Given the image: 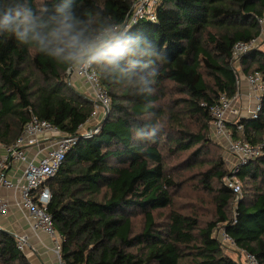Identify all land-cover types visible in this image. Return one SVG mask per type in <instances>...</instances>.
Listing matches in <instances>:
<instances>
[{
    "label": "trees",
    "instance_id": "1",
    "mask_svg": "<svg viewBox=\"0 0 264 264\" xmlns=\"http://www.w3.org/2000/svg\"><path fill=\"white\" fill-rule=\"evenodd\" d=\"M56 2L47 0L49 7ZM135 2L78 0V6L103 10L124 26ZM263 12L264 0H155V22L144 18L129 25L167 55L150 97L164 125L155 143L136 141L132 134L145 122V99L103 83L93 68L110 101L108 115L96 134L67 153L46 182L51 196L46 213L61 239L64 264H241L213 236L219 225L234 247L264 264V92L257 118L228 125L233 141L240 138L261 147L260 157L238 167L240 194L223 184L228 173L222 162L197 161L206 159L201 151L209 145L210 109L220 96L231 100L237 93L233 48L258 40L261 26L256 19ZM240 64L244 75L257 74L264 85V50L256 47ZM67 77L65 68L0 37V154L19 137L31 115L71 136L86 124L93 104ZM190 151L191 163L198 165L186 169L212 165L198 183L211 198L216 217L204 226L173 205L178 184L169 169L185 167L186 159L178 166L169 164ZM138 214L143 226L133 234L132 219ZM0 264H29L15 238L2 231Z\"/></svg>",
    "mask_w": 264,
    "mask_h": 264
},
{
    "label": "clouds",
    "instance_id": "2",
    "mask_svg": "<svg viewBox=\"0 0 264 264\" xmlns=\"http://www.w3.org/2000/svg\"><path fill=\"white\" fill-rule=\"evenodd\" d=\"M0 37L65 68L69 74L96 68L101 81L120 87L146 103L141 126L132 129L136 141L155 143L163 122L152 97L166 51L141 34L133 33L95 7L81 9L78 0H0ZM141 153L145 148L140 149Z\"/></svg>",
    "mask_w": 264,
    "mask_h": 264
},
{
    "label": "built area",
    "instance_id": "3",
    "mask_svg": "<svg viewBox=\"0 0 264 264\" xmlns=\"http://www.w3.org/2000/svg\"><path fill=\"white\" fill-rule=\"evenodd\" d=\"M155 0L149 6L148 1L135 2L127 21L124 26L136 23L140 19H147L155 22L153 15V5ZM137 5V6H136ZM259 26L264 24V12L261 17L256 19ZM252 41L248 44H236L233 48L231 63L239 54H247L255 49ZM237 51L242 53H237ZM232 65V64H231ZM77 78L83 81V84L90 90L91 102L93 104V113L85 125H82L75 135H65L59 131L48 121L39 120L36 116L31 115L22 128L19 137L7 147L1 148L0 154V188L11 190L19 194V206L26 212L30 228L34 232H41L47 235L52 242V252L57 259L58 264H64L61 261V239L54 231L51 217L46 213V207L50 201V192L46 187V182L54 177L59 171L67 153L77 145L81 140L90 139L97 133L99 126L104 119L105 111H108L110 105L109 98L105 91L101 88L98 77L94 69L88 73L74 72ZM68 74L67 75H71ZM238 83V77L236 76ZM251 84H255L260 88L261 95L264 92V85L259 75L254 74L250 77ZM232 100V99H231ZM225 96H220L218 103L210 109V116L213 127L216 131L223 135L227 128L226 119L223 118L231 101ZM259 98L258 106L250 119L257 118L260 110ZM100 113L103 117L100 118ZM238 130H241L238 127ZM49 140L50 145L47 147H38L37 152L30 157L28 150L37 146L41 141ZM230 151L236 157L238 167H241L252 160L257 159L261 155V147H252L246 143H240L238 140L230 143ZM18 169V173L14 172ZM238 168L232 174L227 175L223 179V184L231 189L237 196L241 192V185L237 178ZM10 173L11 178L9 177ZM9 212L7 203L0 200V216L5 217ZM17 248L23 252L27 246V236L19 235L14 237ZM248 259H253L247 256Z\"/></svg>",
    "mask_w": 264,
    "mask_h": 264
},
{
    "label": "rangeland",
    "instance_id": "4",
    "mask_svg": "<svg viewBox=\"0 0 264 264\" xmlns=\"http://www.w3.org/2000/svg\"><path fill=\"white\" fill-rule=\"evenodd\" d=\"M148 1L149 6L152 4L154 0H136L137 3H144ZM137 6V5H136ZM261 34L258 38L257 42L254 46L259 50H264V24L260 27ZM237 53H242L237 51ZM245 56V54H239L234 58V62L232 63V68L238 77L237 83V93L235 97L230 101V108L225 113L223 118L226 119L227 128L225 133L220 134L213 127V123L209 124V131L207 134V139L209 140V145L205 147L201 152L204 154V158L197 159V161H202V163H207L209 161L215 160L220 161L223 164V168L227 171L228 175L232 174L235 169L238 168V163L236 157L230 151V143L235 142L231 138V130L230 126H234L233 124L237 123V120L249 119L250 116L255 112L256 107L259 103V98L261 97V90L257 85L251 84L250 77L253 75L249 73V75L242 76V67L240 64V59ZM68 72V71H67ZM67 83L76 90H80V88H85L86 90L83 93H80L82 96H86L87 98H91L90 90L83 84V81L77 78L74 74H71L66 79ZM242 81V82H241ZM76 83V84H75ZM78 86V88H77ZM242 90H246L247 94L241 93ZM174 98L176 95L173 96ZM168 100V97L166 101ZM164 103H166L164 101ZM165 105V104H164ZM245 115V117H244ZM230 125V126H228ZM240 143H244L239 138ZM190 151L187 157V154L181 155L180 158L176 161H172L169 164V168L183 162L185 159L186 165L185 167H175L169 169V175L175 179L178 186L173 191V205L174 208L183 214H189L195 216L199 219L201 226L214 221L216 218L214 216V207L211 202V198L207 196V194L199 188V181L201 179L200 174L205 172L206 170H211V166L209 164H203L201 166H197L192 170H188V166L197 163H191V160L194 158ZM237 175V174H236ZM231 213L234 210V205L231 206ZM8 216V214H7ZM6 216V217H7ZM4 224L2 218H0V227ZM143 226V216L136 215L132 219V229L133 234H138ZM24 235L25 234H19ZM219 242L221 243L224 252L231 257L233 260L240 262L241 264H256L254 261L247 258V255L234 247L231 242L225 237L224 230L221 225L218 226V230L214 232L213 235ZM28 238V237H27ZM26 248V247H25Z\"/></svg>",
    "mask_w": 264,
    "mask_h": 264
},
{
    "label": "crops",
    "instance_id": "5",
    "mask_svg": "<svg viewBox=\"0 0 264 264\" xmlns=\"http://www.w3.org/2000/svg\"><path fill=\"white\" fill-rule=\"evenodd\" d=\"M242 76H244L243 72ZM84 90L86 89L80 88V90L78 89L77 91L83 93ZM241 93L247 94V91L242 90ZM102 117L103 114L100 113V118ZM49 145V140L41 141L37 146L28 150V155L32 157L37 152L38 147H47ZM18 172L17 169L14 173L17 174ZM14 173H10L9 177L11 178V174ZM0 200H4L9 208L7 217L0 216L4 221V224L1 225L2 228L0 227V231L11 237L19 236V234L27 235V246L24 249L23 254L29 264H58L56 257L51 251L53 245L50 238L44 233L31 230L26 212L19 206V194L11 190L0 188Z\"/></svg>",
    "mask_w": 264,
    "mask_h": 264
},
{
    "label": "water",
    "instance_id": "6",
    "mask_svg": "<svg viewBox=\"0 0 264 264\" xmlns=\"http://www.w3.org/2000/svg\"><path fill=\"white\" fill-rule=\"evenodd\" d=\"M67 73H68V72H67ZM68 74H69V73H68ZM107 115H108V111H105V116H104V119L102 120V122H101V123H103V122H104V120L106 119Z\"/></svg>",
    "mask_w": 264,
    "mask_h": 264
}]
</instances>
